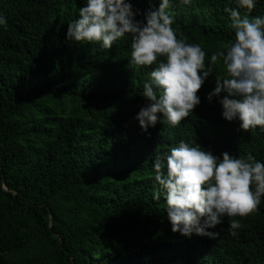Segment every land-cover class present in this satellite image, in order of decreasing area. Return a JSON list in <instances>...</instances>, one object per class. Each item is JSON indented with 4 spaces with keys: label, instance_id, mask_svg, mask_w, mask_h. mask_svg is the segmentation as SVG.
<instances>
[{
    "label": "trees",
    "instance_id": "trees-1",
    "mask_svg": "<svg viewBox=\"0 0 264 264\" xmlns=\"http://www.w3.org/2000/svg\"><path fill=\"white\" fill-rule=\"evenodd\" d=\"M137 20L159 0H131ZM83 0H0V264H264V197L211 239L171 231L153 161L180 139L214 154L251 152L264 162V131L221 116L206 95L220 62L180 125L142 131L133 117L146 101L153 66L129 63L130 41L111 49L66 39ZM226 6L235 0H172L173 27L211 53L234 37ZM242 14H248L241 9ZM264 15L258 0L251 16Z\"/></svg>",
    "mask_w": 264,
    "mask_h": 264
},
{
    "label": "clouds",
    "instance_id": "clouds-1",
    "mask_svg": "<svg viewBox=\"0 0 264 264\" xmlns=\"http://www.w3.org/2000/svg\"><path fill=\"white\" fill-rule=\"evenodd\" d=\"M171 3L159 0L158 7L150 6L137 20L131 0H83L77 18L68 24L66 39L97 43L104 49H111L118 40L130 41L129 63L153 66L143 82L146 103L133 117L142 131L158 122L176 127L189 117L200 105L198 92L213 77L212 65L217 62L223 73L216 75L206 100L211 104L215 98L222 118L238 121L240 129L259 126L264 131V15L250 17L258 0H235L236 7L224 8L234 37L211 53L208 66L202 46L178 36L175 17L168 11ZM6 23L0 16V26ZM152 167L158 185L153 199L163 197L171 231L185 238L195 234L217 239L220 233L209 229L224 223L226 217L235 235L240 222L234 217L249 215L264 197V162L251 152L216 155L197 141L180 139L157 155ZM0 189L10 191L3 181Z\"/></svg>",
    "mask_w": 264,
    "mask_h": 264
}]
</instances>
